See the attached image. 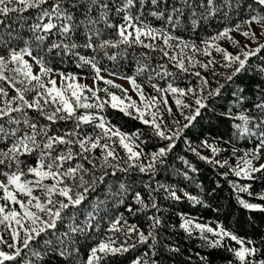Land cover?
Returning a JSON list of instances; mask_svg holds the SVG:
<instances>
[{
    "label": "snow or ice",
    "instance_id": "1",
    "mask_svg": "<svg viewBox=\"0 0 264 264\" xmlns=\"http://www.w3.org/2000/svg\"><path fill=\"white\" fill-rule=\"evenodd\" d=\"M149 2L152 8L147 15L164 21V26L155 27L146 18L144 9ZM134 8L137 9L135 12ZM245 8L248 9L246 18L202 40V47L181 39L169 30V26L172 29L180 26V17L184 16L185 9L190 10L191 27L195 30L202 21L217 14L228 19L233 12L239 13ZM30 9L35 10V14L30 17L33 22L28 27L31 33L28 39L0 30V264H112L111 258L123 256L140 246H145L148 251L136 256L130 264H159L155 257L159 255L157 230L162 221L156 215L148 217L150 224L147 233L137 225L129 224L123 214L111 218L108 227L110 235L91 245L83 258L80 256V237L87 238L90 232L99 234L96 215L100 206H106L108 200L124 204L131 191L124 182L113 189L114 182H107V178L133 169L155 174L157 163H163V158L174 148L175 140L200 115L201 109L208 106L207 101L218 96L224 87L219 84L205 96L203 93L208 81L199 71L192 73L200 78L199 91L182 89L171 82L166 87L152 83L156 77L175 76L166 64L157 62L153 67L152 54L160 53V58H167L180 73H189L197 65L208 69L219 63L212 56L214 50L221 54L223 67L235 66L232 73L224 77L232 81L245 69L248 60L264 49V44L258 43L255 48L240 46L231 33L238 32L245 38L258 40L252 25H259L264 32V0H172L171 4L170 0H0V25L4 23V18L12 14H16L18 20L25 19L23 14ZM81 9L83 19L76 23L75 13ZM197 9L203 11L198 13ZM113 15L120 17L122 23L113 24ZM100 24L104 27H98ZM80 29L83 30V44L73 38ZM107 30L111 31L105 38ZM51 36L61 39L46 43ZM223 39L240 47V52L235 55L228 52L218 43ZM81 48L90 49L93 55L81 54L78 51ZM137 48L145 51L136 53ZM109 49L116 51L109 52ZM55 50H60L57 55L71 54L76 57L77 67L90 66L92 85L81 83L77 74L64 72L56 73L58 82L53 76L50 61L40 55L42 52L51 54ZM101 53L110 61L125 59L130 54L135 58V75L120 78L127 79L132 85L139 96V104L128 96L127 89L101 74L117 75L100 66L98 57ZM200 54L209 57L207 62L196 59ZM34 66L39 67V72L33 71ZM144 74L158 96H145L136 80V76ZM100 81L109 87H99ZM111 87L120 88L123 97L110 91ZM243 92L241 89L237 102L245 100ZM169 95L175 98V104L182 114L184 108L191 107L182 98L189 95L195 98L194 112L185 116L187 122L182 127L179 121H174L177 125L175 130L164 123L160 109L163 105L171 114ZM109 107L139 119L150 126L156 136L169 143L151 154H145L141 147L142 133L139 130L124 133L111 124L105 115ZM250 110L259 113V117L244 112L233 117L231 108L226 114L242 122L234 125L239 135L254 137L257 141L251 152H245L240 157L242 163L238 162L235 168L229 166L235 176L246 180H254L256 173L264 171V164L258 167L253 164V161H259L260 153L264 150V89L251 102ZM203 143L213 153L219 151L207 141ZM117 146L124 150L125 157L122 158L117 152ZM121 160L125 166H121ZM226 165V160L220 163L221 167ZM230 183L237 193L253 195L251 184ZM102 184H106L107 199L99 200L97 197L90 201ZM145 188L149 190L152 202L146 203L137 191L133 194V202L139 207L133 209L128 206V212L159 211L155 197L151 196L153 191L159 189H164L176 200L180 199L175 191L163 184L158 183L155 189L151 185H145ZM184 195L189 200L195 199L186 192ZM257 199L264 201V193L258 194ZM238 201L245 209L264 211L262 204L239 197ZM85 202L91 204V211L86 209ZM81 213L84 214L83 220L79 218ZM192 224L191 220L185 219L180 227L191 234L189 226ZM194 228L213 248L221 247L224 238L236 241L239 249L228 250L233 252L240 264H264V259H255L261 250L255 247L254 241L245 242L221 225L213 229L196 223ZM205 232L213 233L217 239L209 241L203 235ZM117 233L120 235L117 236ZM246 243L252 247L245 246ZM169 250L179 251L178 248Z\"/></svg>",
    "mask_w": 264,
    "mask_h": 264
},
{
    "label": "trees",
    "instance_id": "2",
    "mask_svg": "<svg viewBox=\"0 0 264 264\" xmlns=\"http://www.w3.org/2000/svg\"><path fill=\"white\" fill-rule=\"evenodd\" d=\"M171 2L172 0H170V4ZM151 8L152 6L149 2L144 9L148 21L155 27L164 26V21L147 15ZM136 10L134 8L133 12ZM82 11L83 9L75 13L76 23H79L83 19L81 15ZM201 11L203 9H197L198 13ZM34 14L35 10L30 9L23 14L25 19L22 20H18L16 14H12L8 18H4V23L0 25V30L11 32L13 36L20 34L24 39H28L31 36L28 27L33 22L30 17H33ZM247 15L248 9L246 8L239 13L233 12L228 19L217 14L206 21H202L200 26L193 30L191 27L192 17L190 10L185 9L184 16L180 17V26L176 29H172L169 26V30L185 41L201 42L216 35L225 27L240 22ZM111 22L113 24H119L122 23V20L120 17L113 15ZM98 27L103 28L104 25L100 24ZM110 31L107 30L105 32V38H107L108 32ZM73 38L77 43L83 44V30H77ZM59 39L61 37L51 36L46 43ZM258 43L264 44V38L259 39ZM258 43L255 47H257ZM20 46L23 45L21 44ZM59 51L55 50L53 53L47 55L43 52L40 53V55L45 56L46 60L50 61V67L54 69L55 73H73L81 77L92 78L93 72L90 66L84 65L83 67H77L76 57L71 54L57 55L56 53ZM78 51L83 55H93L90 49L81 48ZM108 51L113 52L116 50L109 49ZM140 51L145 50L140 48L135 49L136 53ZM160 55V53L152 54L153 59L151 63L153 67L156 66L157 62L166 64L168 70L173 72L175 76L164 78L156 77L152 83L166 87L171 82L173 86L182 89L192 88L199 91L201 84L200 78L192 74L199 71L201 76L206 79L214 76L219 78V80H215L214 85L210 84L207 79L208 85L203 93L205 96H207L208 91L215 89L219 84H223L224 87L218 96H213L207 101L208 106L201 109L200 115L196 117L188 128L184 129L180 138L175 140L174 148L163 158V163H157L155 174L141 173L137 169H133L128 173H117L116 176L107 178V182H114L113 189L118 187L120 182H124L130 187L131 191L126 196L124 204H115L111 200H108L106 206H100V211L96 215V219L99 221V234L90 232L87 238L80 237L81 258L86 255L91 245L103 238V236L110 235L108 232L109 220L123 214L124 219L129 224L137 225L145 233H147L150 224L148 220L149 216L156 215L161 218L162 223L157 230L159 241L157 249L159 255L155 257L159 261V264H229L230 261H232V264H240L234 258L233 252L228 250L229 248L239 249L240 245L236 241H232L230 238H224L221 242V247L213 248L201 238V233L194 228V223L189 226L191 234L180 227L186 217L213 221L217 226H223L226 230L237 235L242 240L254 241L255 247L261 250L255 259H264V211L245 209L238 201L239 197L252 203L264 205V201L257 199L258 194L264 193V171L256 173V179L246 180L242 177L235 176L229 168V166L234 168L230 162L237 160L238 154L251 152L255 148L257 141L254 137L239 135L234 125L242 122L238 119H231L226 115L231 108L233 117L239 116L242 112L249 116L259 117L260 114L254 110H250V107L251 102L258 98L260 90L264 89V71H262L264 69V49L257 56L251 57L245 69L233 77L232 81H227L224 77L231 74L235 66L233 68L223 67L224 62L220 57H214L219 63L212 66L211 73L206 76L195 67L189 73H180L167 61V58L161 59ZM98 58L101 60V67L116 72V76L118 77L135 75L137 64L131 54L127 58L118 59L117 61L108 60L106 57H103L102 53ZM208 59L209 57L206 60ZM136 80L145 96H158V93L155 92L151 83L147 80L146 74L136 76ZM114 83L119 85L116 82ZM98 86L101 88L109 87L102 81L98 82ZM241 89L244 90L243 96L245 100L237 102V97L240 95ZM110 91L123 97L120 88L111 87ZM100 95L103 96L104 94L100 93ZM183 100L191 106L190 108H186V116L192 114L196 108L195 98L189 95L183 97ZM160 109L163 121L169 129L175 130L177 127L174 121H179V126L181 127L187 122L185 118L183 120H177L176 116L173 113L169 114L162 105ZM105 115L111 124L117 126L124 133L131 134L139 130L142 133L140 137V140L143 141L141 147L145 154H151L169 143V141L161 140L156 136L150 126L143 124L139 119L133 118V116L125 115L117 109L109 107L106 109ZM204 140H210L219 149L218 152L214 153L207 160L201 158L208 156H205L198 149V146ZM137 142L139 143L140 141ZM233 149H236L235 153ZM116 150L122 158L125 157V152L121 147L117 146ZM225 160L228 161V165L221 167L220 163H223ZM212 161H219L220 163H213ZM145 162L147 161L145 160ZM120 163L121 166H125L123 160ZM262 164H264V161ZM224 173H228V175L226 176ZM230 181H235L238 184H251L250 191L253 195L249 196L248 193H237ZM158 183L165 185L171 191H175L180 199L176 200L164 189H159L151 193V196L155 197L159 211L149 209L146 212H137L135 214L127 211L128 206H131L133 209L139 207V205H135L133 202V194L137 191L141 193L145 202L150 204L152 200L149 195V190L145 188V185H151L155 189ZM106 192V184L100 185L97 193L90 197V201L96 200L97 197L99 200H106ZM185 192L195 197V199L189 200L184 195ZM85 207L88 211L92 210L89 202H85ZM79 218L83 220L84 214L81 213ZM116 235L119 236L120 234L117 233ZM203 235L209 241L217 239L213 233L205 232ZM170 248H178L179 251H170ZM145 251H148V249L145 246H140L136 250L130 251L123 256L111 258L112 264H130L132 259ZM201 257L204 259L202 260ZM249 259L253 258L249 257Z\"/></svg>",
    "mask_w": 264,
    "mask_h": 264
},
{
    "label": "rangeland",
    "instance_id": "3",
    "mask_svg": "<svg viewBox=\"0 0 264 264\" xmlns=\"http://www.w3.org/2000/svg\"><path fill=\"white\" fill-rule=\"evenodd\" d=\"M252 30L256 33V35L258 37V40L261 39V38H264V32H262V29H261V27L259 25L253 24L252 25ZM231 36L234 38L235 41H238L239 42V45L240 46L249 45L251 48H253L258 43V40H256V41L250 40L248 38H245L243 35H241L238 32H232L231 33ZM189 42H192V41H189ZM195 43L198 46H201L202 47L201 42H195ZM218 43L222 47H224L228 52H230V53H232L234 55L235 54H238L240 52V50H241L240 47H237L236 45H234L232 43V41L227 40V39L220 40V41H218ZM245 50H247V49H245ZM212 56L213 57H218V58L220 57V58H222L221 54L216 53L214 50L212 52ZM26 59H28V58L26 57ZM196 59H199L201 62H207V60H206L207 57H204V55H202V54L197 55L196 56ZM195 68L198 69V70H200L206 76H208V74H210L211 71H212V68L211 67L208 68V69H204V68H201L199 65H197ZM33 71L34 72H39V67L38 66H34ZM101 74L104 75L107 79H111L114 82L118 83L120 86H122L123 89H127L128 90L127 91L128 96H130L132 98V100L137 101V103L139 104V96L137 95L136 92L133 91V87H132V85L129 83V81L127 79H123V78H120L118 76H109L106 72H102ZM53 76L59 82V76L56 75L55 72H53ZM79 77H80V82L81 83H85V84H88V85H92V83H93L92 78H90V77H81V76H79ZM208 80H209V83L210 84H213L214 85L215 80L217 81V80H219V78L214 76V77H211ZM125 102L127 103L128 101H125ZM183 102L185 103L184 100H183ZM168 107H171V109H172V112L171 113H173L176 116L177 120H183L185 118V116H186V108H184L182 110L183 111V114H182L181 113V109L177 108V106L175 104V98L172 97L171 95L168 96ZM204 141H207L208 144L216 147L214 144L211 143L210 140H204ZM203 142H202V144H200L198 146V149L205 156L212 157L214 155V153L211 151V148L205 147ZM244 154H245V152L238 154L237 155L238 156V159L235 160V161H231L230 162L231 165L234 168L236 167V165H237L238 162L242 163V161H240V157L244 156ZM260 157L261 158L259 159V161H253L254 166L258 167L260 164L263 163V161H264V150L261 151ZM185 219L191 220L194 224L199 223V224H203V225H206L208 227H211L213 229H216L217 228V225L213 221H210V220L199 219V218H195V217H186ZM244 241L247 242L246 240H244ZM245 246L252 247L251 244H247V243L245 244Z\"/></svg>",
    "mask_w": 264,
    "mask_h": 264
}]
</instances>
